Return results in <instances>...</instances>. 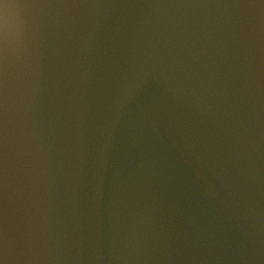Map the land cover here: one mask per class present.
<instances>
[{
  "label": "water",
  "instance_id": "water-1",
  "mask_svg": "<svg viewBox=\"0 0 264 264\" xmlns=\"http://www.w3.org/2000/svg\"><path fill=\"white\" fill-rule=\"evenodd\" d=\"M0 264H264V0H0Z\"/></svg>",
  "mask_w": 264,
  "mask_h": 264
}]
</instances>
